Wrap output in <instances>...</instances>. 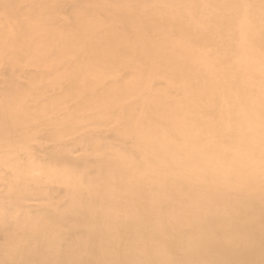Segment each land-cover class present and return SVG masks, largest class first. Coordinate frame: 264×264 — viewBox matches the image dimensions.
Instances as JSON below:
<instances>
[{
  "label": "rangeland",
  "instance_id": "374dc122",
  "mask_svg": "<svg viewBox=\"0 0 264 264\" xmlns=\"http://www.w3.org/2000/svg\"><path fill=\"white\" fill-rule=\"evenodd\" d=\"M165 37L176 52L163 45ZM107 47L111 57L103 55ZM194 69L203 87L187 81ZM5 127L0 264H26L19 255L28 247L77 249L82 226L96 225L100 244L91 253L102 264L113 257L124 264L180 261L184 248L165 250L162 213H174L196 193L207 201L192 206L199 212L220 207L221 192L229 191L216 179L229 167L260 180L248 193L264 190L258 174L264 167V0H0ZM149 129L165 148L154 145ZM229 141L238 149H229ZM122 168L136 179L121 177ZM133 185L153 200L148 220L124 211ZM93 197L98 204L90 210ZM79 200L89 216L106 205L114 216L82 223L69 210ZM223 208L229 212L228 204ZM186 216L180 213L176 224ZM120 221L129 226L118 230ZM42 229L45 237L30 238ZM193 236L195 247L214 233L193 229ZM255 236L247 241L260 243L262 236ZM232 252L186 264H214L209 258L234 264Z\"/></svg>",
  "mask_w": 264,
  "mask_h": 264
},
{
  "label": "bare ground",
  "instance_id": "6f19581e",
  "mask_svg": "<svg viewBox=\"0 0 264 264\" xmlns=\"http://www.w3.org/2000/svg\"><path fill=\"white\" fill-rule=\"evenodd\" d=\"M163 45L165 47H169L173 51L176 52L174 47L172 46V42L165 37L163 40ZM113 54V48L107 47L106 51H104L103 55L111 57ZM200 76L197 69H194L190 75L189 81L192 86L203 87V82L198 80L197 78ZM210 84H217V80H212ZM232 101L235 103L241 102L237 96L231 97ZM10 126V125H9ZM9 129V128H8ZM9 130L7 128H1V133H7ZM149 135L154 139V145L158 149L165 148V145L162 141V138L156 134L153 130L149 129ZM234 146V147H230ZM229 149H238V146L229 141ZM112 165L115 168H118L117 162H112ZM197 166H200L197 164ZM186 168L189 165H185ZM145 168V167H144ZM183 168L185 173H189L190 170ZM119 170V169H118ZM120 174H122L123 178L127 180H131L132 182L136 179V174L129 173L126 168L120 169ZM146 171V168H145ZM145 173V172H144ZM258 174L264 177V167L258 168ZM220 175L216 182L219 183L223 188H225L229 193L224 195L221 192V198L218 204L220 207L217 209H207L205 212H199L197 209H194L192 206H204L207 202L204 199V196L201 193L194 194L187 201L182 202L179 205L177 211L174 213H165L161 215V223L160 228L162 231L168 236V239L165 241L164 246L165 250L172 254H177L182 251L184 248L187 252L184 254L182 260L178 261L176 258H171L167 261V264H186V260H191L193 258L200 256H208V253L220 254L222 257L226 256L227 252L230 249H233L231 258L229 261H234V264H264V190H258L256 195L250 194L247 192V189L252 186V184H260V180L253 181L252 178L248 177L245 170L243 168H230L227 172L226 176ZM238 177L241 180L234 182V178ZM90 186V185H89ZM77 187V186H76ZM80 188V187H79ZM134 188L133 192L130 193L132 197H128V203L126 205L127 210H124L130 213L132 216L130 217L132 220L137 216H143L146 220H148L149 216L153 213V208L149 211L152 206V199L148 197L147 194H143L138 190V187L132 186ZM172 191L170 189H166L164 194H171ZM220 195V191L218 193ZM112 197V195H109ZM164 196H160L155 200L156 204H159ZM118 198V196H117ZM193 200H197L198 203H193ZM109 200H107L108 202ZM98 204V198L92 200V204L90 206V210L95 209V206ZM228 204L229 209L228 213H226L223 209L224 205ZM87 204L83 203L81 200L75 202L69 210L78 213L80 217V222L86 223L88 221H95L97 217H113L114 212L107 205L104 209L103 213H98L93 211L91 215H87L84 209ZM159 206V205H157ZM223 211V217L219 216L218 212ZM149 211V212H147ZM140 212V213H139ZM186 213V220H183L182 223H178L177 219L179 218L180 213ZM152 216V215H151ZM130 220V221H132ZM175 224V225H174ZM129 224H125L122 221L116 223V227L118 230H125ZM130 226V229H132ZM83 229L79 230L80 237L82 239V244L79 245L77 249H68V251L63 252L61 249L50 251V253L45 249H38L33 247H28L26 251H24V255H19L20 259L26 264H102L101 257L99 253H91L94 247L97 244H100L98 237V233L102 230V226L96 225L93 229H89L88 227L82 226ZM87 228V229H85ZM212 229L214 233V237L207 242V240H200V243L193 247V229L197 233L203 232L205 229ZM154 232H156V228H153ZM30 231V238L39 239L45 237V229L39 230V232ZM256 232H259L262 240L260 243H255L252 241H247L248 237L257 238ZM85 236V238H84ZM222 236L218 238L220 243H215L214 239L216 237ZM187 237V239L185 238ZM246 238V239H245ZM214 242V243H213ZM25 244H29L27 241H23ZM250 245H249V244ZM45 245L47 244L44 243ZM77 244V243H76ZM20 247H24L23 244L19 245ZM177 246L176 249L174 247ZM126 255L127 249L124 250ZM73 256L76 259L74 261L66 263L65 261L68 257ZM217 260V258H215ZM215 259H210L211 263L219 264L218 260L215 263ZM107 260H109L107 258ZM109 264H124L121 263L119 258L113 257ZM139 264H147L146 262H142Z\"/></svg>",
  "mask_w": 264,
  "mask_h": 264
}]
</instances>
